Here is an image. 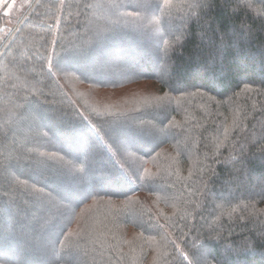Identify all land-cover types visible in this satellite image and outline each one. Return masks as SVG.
<instances>
[{"label": "trees", "instance_id": "16d2710c", "mask_svg": "<svg viewBox=\"0 0 264 264\" xmlns=\"http://www.w3.org/2000/svg\"><path fill=\"white\" fill-rule=\"evenodd\" d=\"M109 3L117 23L138 21L111 41L105 23L83 43L102 0H32L0 29V264H264V0ZM197 32L222 60L208 63ZM131 86L155 98L119 106ZM94 87L116 99L93 104ZM250 245L230 263L221 250Z\"/></svg>", "mask_w": 264, "mask_h": 264}, {"label": "rangeland", "instance_id": "374dc122", "mask_svg": "<svg viewBox=\"0 0 264 264\" xmlns=\"http://www.w3.org/2000/svg\"><path fill=\"white\" fill-rule=\"evenodd\" d=\"M32 0H0V29H2L3 27L5 26H13L14 25V22L17 21L19 19V17L24 13L26 7L28 6V4L31 2ZM133 1V0H131ZM243 1L240 2V5L242 6L243 5ZM102 4L103 5H100L102 11H99L97 14L94 15V19L90 22V35H88V38L86 37V39L83 41V43H88L90 40H91V37H96L98 36V34L96 33V29L98 27H100L101 25L103 24H107V30L104 31L105 35H108V38L107 40H112L114 38H116L120 32L125 29L126 26L128 25H132V24H136V22L138 21H134V20H131V19H125L123 20L121 23H117V13L116 11H114V7H115V3H109V0H102ZM109 10V11H108ZM182 9H178L175 11V14H179L181 13ZM102 12V13H101ZM184 12V11H182ZM155 14L154 10H150L149 13L146 14V17L144 19L145 22H148V23H145V26L143 27L142 31L143 33L140 34V37H142L143 39H145L144 42L148 43V38L151 36V37H154L153 34H155L154 32H152V27H149L150 24H154V20L152 18V16ZM102 15V16H101ZM185 19H188L189 18V15L186 14ZM117 20V21H116ZM175 20V19H174ZM151 25V26H152ZM207 28L209 29V27L207 26ZM112 29V31H111ZM95 32V33H94ZM113 32V33H112ZM96 34V35H95ZM144 35H146V37L144 38ZM243 32V35L242 33H239L237 35V31L235 30H232V32H230V35H234L233 36V40L235 42L236 45H238V42H242V41H245V42H248V38H249V34H245ZM149 36V37H148ZM197 36H198V40L200 42V44L202 45V48L200 50L201 53H203L204 51H208L207 54L208 55H213L209 60H208V63L211 65H213V63L215 62V59L218 60V62L220 60H222V56L223 54L220 53V50L215 48L213 43H212V39L210 38H205V35H204V32H197ZM245 36V38L243 37ZM126 38H129L128 36ZM111 44V42H110ZM264 52V49H258L256 50V54L259 53V54H263ZM200 53V54H201ZM148 54V53H147ZM147 54L145 53H142L140 54L139 52L136 54V58L138 59H141V57H149ZM214 59V60H213ZM201 60V55H199L197 57V61ZM118 63H121V60H111L109 65H110V72L113 71L114 69H116V64ZM164 69L165 66H164ZM107 71H109V69H107ZM133 88V89H132ZM154 87L150 86L148 91L143 94L142 93V87H137V88H134V86H131L129 89H126L125 91H122L121 95L119 96L120 97V104L119 106H123L127 101H124V99H128L129 101L132 100H136L137 102H139V100L145 95L146 96V101L145 103H148L149 101H151L153 98H155L154 96V90L152 89ZM84 95L92 101V98H93V104H96V105H106V106H109L110 102H112V100L114 101L116 98H112V95H114V91L113 90H101V89H98L96 87L94 88H86L84 91H83ZM103 104V105H102ZM144 111V109H143ZM144 115V114H143ZM146 115V114H145ZM157 115V114H156ZM155 114H150L149 117L151 118V120L149 121V123H152L154 122L157 118H158V115L156 116ZM132 117V116H131ZM157 117V118H156ZM57 121L59 122H62L64 123L65 120H67V117H65L64 115L63 116H60V117H57L56 118ZM154 120V121H153ZM132 121V119H131ZM137 125L136 127L134 126V128H137V126H141V124H144L145 123V120L144 119H138L136 121ZM135 124V123H134ZM160 125L156 126L158 127L156 130H161L162 129L159 127ZM162 127V126H161ZM152 129V128H151ZM149 129L147 131L146 134L142 133L140 135V137H143L144 138V146H150V145H153L151 142H150V139H153L155 138L153 134V129L151 130ZM156 135V134H155ZM167 137H169L168 134H166ZM81 153H77L75 154L76 156V159H79L80 158V155ZM56 166H59L60 165L57 163ZM44 177H47V180L48 182H56V181H69L71 179H73V173H72V170L71 169H68V171H65L64 174L62 175H58V174H45V175H42ZM41 176V177H42ZM245 180L246 181H250L253 183V181L255 180V177L254 175H250V173H247L245 175ZM244 180V181H245ZM242 181L240 180H234V179H230V180H227L226 182H224V192L222 193H218L217 195H219L222 199V201H226L228 198L227 196L232 194L231 197L235 196L236 193H235V190H237V184L238 183H241ZM236 186V187H235ZM234 191V192H233ZM29 196V195H28ZM50 208H53V206L51 205ZM26 217H25V231H29V232H34L35 228L32 226V223H33V219H35V217H33V215L31 213H27L25 214ZM56 216V215H54ZM28 218V220H26ZM52 217V216H50ZM46 219H48L49 217H45ZM52 233V232H51ZM220 249V247H219ZM219 249L217 251H219ZM225 258L227 259V262L230 263V261H228L229 259L235 257L238 255L239 252H248L250 254H252V250L253 248L250 246H246L244 247L243 249H239V250H234L232 247L230 248V246H227V247H224L221 249ZM220 250V251H221ZM36 253V251H35ZM209 254H211V256H213L214 254H212L211 251L208 252ZM203 257L202 259H206L207 257V253L206 251H204L203 253ZM262 255L264 256V251L262 252ZM70 258H73V257H80V255H72V256H69ZM33 261H36V260H33ZM89 263L93 262L92 260H88ZM82 264L86 263L87 260L86 259H82L81 260ZM137 264V263H135ZM160 264V263H158Z\"/></svg>", "mask_w": 264, "mask_h": 264}, {"label": "snow or ice", "instance_id": "6c2138e0", "mask_svg": "<svg viewBox=\"0 0 264 264\" xmlns=\"http://www.w3.org/2000/svg\"><path fill=\"white\" fill-rule=\"evenodd\" d=\"M173 243H174V246H175V242H173ZM187 246L188 245L185 244V247H187ZM180 255H181V257H184L185 259H187V256H186V254L183 251L180 252ZM192 256L196 260V264H201L199 256H198V253L194 252V253H192ZM182 264H183V262H182Z\"/></svg>", "mask_w": 264, "mask_h": 264}]
</instances>
